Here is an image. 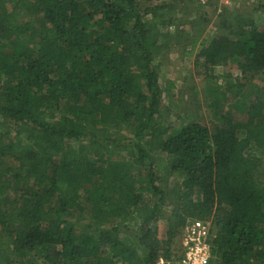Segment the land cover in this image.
Segmentation results:
<instances>
[{
	"label": "trees",
	"instance_id": "16d2710c",
	"mask_svg": "<svg viewBox=\"0 0 264 264\" xmlns=\"http://www.w3.org/2000/svg\"><path fill=\"white\" fill-rule=\"evenodd\" d=\"M154 1L0 0V264H176L179 228L214 214V264H264V98L168 133L156 21L182 17ZM191 44L205 69L264 75V23ZM123 127L138 142L111 148Z\"/></svg>",
	"mask_w": 264,
	"mask_h": 264
},
{
	"label": "rangeland",
	"instance_id": "374dc122",
	"mask_svg": "<svg viewBox=\"0 0 264 264\" xmlns=\"http://www.w3.org/2000/svg\"><path fill=\"white\" fill-rule=\"evenodd\" d=\"M197 1L203 4V8L198 9ZM136 3L138 8L143 10L158 2L136 0ZM165 3L175 7L172 9L176 12L175 16L182 17L179 23H167V26L156 21L162 33L157 41L161 46L159 71L160 83L164 90L160 119L163 125L170 128L168 133L182 127L190 115L194 121L212 129L215 113H244L256 97L264 98V75L241 74L238 69L230 67V64L205 69L197 57V52H189L197 34H201V38H212L226 31L231 25H244L252 21L264 23V0H166ZM22 15L19 14L18 18L21 19ZM168 19L167 16L165 20ZM105 133L103 137H106L108 140L106 144L111 148H119L126 144L134 146L138 142L134 132L127 127L120 130L112 129L111 132ZM101 140L104 142L105 138ZM132 150L136 152L134 147ZM126 152L127 150L123 154ZM255 153L260 158L264 171V150H256ZM145 167L142 168L143 172L147 169V166ZM175 180L172 176L162 179L157 184L162 189L170 191L174 189ZM175 199L170 194L164 207V216L159 222L150 224L155 231L156 239L162 245L168 240L166 234L168 219L174 208L172 201ZM214 220L215 214L206 219L210 223ZM192 221L188 220L171 239V250L179 247L182 234ZM128 223L122 237L130 241L140 233L143 219Z\"/></svg>",
	"mask_w": 264,
	"mask_h": 264
},
{
	"label": "built area",
	"instance_id": "2783aa9c",
	"mask_svg": "<svg viewBox=\"0 0 264 264\" xmlns=\"http://www.w3.org/2000/svg\"><path fill=\"white\" fill-rule=\"evenodd\" d=\"M212 223L195 219L182 234L176 264H214Z\"/></svg>",
	"mask_w": 264,
	"mask_h": 264
}]
</instances>
